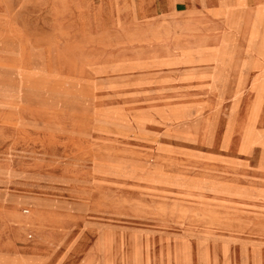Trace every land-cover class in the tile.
<instances>
[{
	"label": "rangeland",
	"instance_id": "374dc122",
	"mask_svg": "<svg viewBox=\"0 0 264 264\" xmlns=\"http://www.w3.org/2000/svg\"><path fill=\"white\" fill-rule=\"evenodd\" d=\"M131 1L0 0V264H264V4Z\"/></svg>",
	"mask_w": 264,
	"mask_h": 264
},
{
	"label": "crops",
	"instance_id": "0c3cea01",
	"mask_svg": "<svg viewBox=\"0 0 264 264\" xmlns=\"http://www.w3.org/2000/svg\"><path fill=\"white\" fill-rule=\"evenodd\" d=\"M212 0L205 1L204 4H201L199 1H193V0H132L131 3L135 9V12L140 14L141 5L145 10V13L147 16L153 21V22H163L166 25L172 24V23H182L186 20L188 21H194L198 20L203 22L206 26L209 27H215V26H221L223 23V17L221 15H215L214 10L216 9V5ZM172 2V4H171ZM142 3V4H141ZM264 2L262 0H245V6L243 7V11L246 13H252L254 11H257L258 7H262ZM219 31L216 33L218 34ZM227 35H233L234 38V45H239L242 48L244 47V41L240 38L239 34H234V32L229 29L227 31H224ZM214 34V31L211 33ZM237 53L236 51L234 53L228 52L226 55L227 59H230L231 57H240V60L238 62V65H241L243 61H247L250 59L255 58V55L250 51L240 50L238 51V55H235ZM229 66H226L223 75L225 78H227V81L219 82L221 88H242L245 87L247 82V79L253 75L254 78L251 79V83L259 84L260 79L258 76H260L257 69H250L249 67H242L237 68L234 73H236V78L239 74H241L243 78V82L241 85H237L236 80L230 82L231 79H229L227 75L230 72ZM199 73L211 72V67H200L198 66ZM256 79V80H255ZM233 84V85H232ZM257 85H255L256 87Z\"/></svg>",
	"mask_w": 264,
	"mask_h": 264
}]
</instances>
